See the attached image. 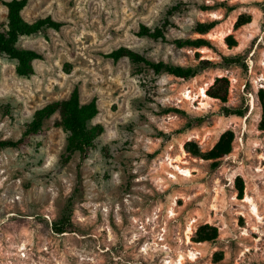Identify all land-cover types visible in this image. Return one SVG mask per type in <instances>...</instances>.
<instances>
[{"label":"rangeland","instance_id":"rangeland-1","mask_svg":"<svg viewBox=\"0 0 264 264\" xmlns=\"http://www.w3.org/2000/svg\"><path fill=\"white\" fill-rule=\"evenodd\" d=\"M2 1L10 0H0V28ZM240 15L250 22L235 27ZM21 16L62 26L19 37L18 49L41 56L30 75L0 54V140L16 143L0 150V264H264V0H27ZM197 24L215 26L199 35ZM141 26L164 39L139 36ZM195 38L239 64L184 81L106 57L125 47L152 63L219 62L206 48L173 43ZM220 77L229 82L226 103L206 93ZM74 88L80 104L96 99L90 125L103 128L84 160L65 152L57 114L23 134L37 110ZM225 132L233 135L231 152L217 165L193 155ZM205 226L216 237L196 242Z\"/></svg>","mask_w":264,"mask_h":264},{"label":"trees","instance_id":"trees-1","mask_svg":"<svg viewBox=\"0 0 264 264\" xmlns=\"http://www.w3.org/2000/svg\"><path fill=\"white\" fill-rule=\"evenodd\" d=\"M27 0H10L2 1V5L6 8V23L0 28V54L6 55L11 59L18 61L17 72L20 75L32 74V61L41 59V56L33 51L20 50L17 48V43L20 36H29L38 31L45 29L58 30L62 23L56 22L50 18L40 19L34 23L26 22L21 11L26 6ZM250 22L249 16L240 15L235 23V27L245 25ZM215 24H197L193 31L199 35H205L214 28ZM139 36H149L154 39H164L163 34L159 29L150 32L144 26L140 27ZM228 48L236 46V42L229 35L224 38ZM177 48H206L218 57L219 62L214 63L211 60H199L195 67H181L165 64L162 62L152 63L141 55L132 50L120 47L111 51L106 55L107 58L113 61H118L121 58H128L134 63H143L150 67L156 74L166 73L184 81L196 77L201 70H206L215 66L230 67L239 64L237 57L223 56L217 48L208 40L203 38L195 39H176L173 41ZM229 82L226 78H215L213 84L206 91L207 95L213 99L219 100L221 103L227 102ZM262 115L259 123V129L264 131V103H261ZM225 115L235 114L243 116L244 113L240 109L223 108ZM57 114L59 119L54 122V126L60 127L66 135L65 152L79 154V158L84 160L89 152L95 147L98 138L103 133V128L99 125H90V121L98 114L96 99L93 98L87 104H80L79 91L74 88L68 99L60 102H54L37 110L32 120L26 124L24 135L36 134L44 125V122L51 116ZM202 119H197L196 124H200ZM233 135L231 132H225L215 144V146L206 153L194 151L193 155L203 160L213 161L212 165H217V160L223 158L231 152V142ZM16 143L0 140V150L9 147H15ZM190 144H186L185 148ZM238 195L241 198L242 188L238 189ZM54 232L63 233L59 225H53ZM196 242L211 241L216 237V230L213 227H202L198 231Z\"/></svg>","mask_w":264,"mask_h":264},{"label":"bare ground","instance_id":"bare-ground-1","mask_svg":"<svg viewBox=\"0 0 264 264\" xmlns=\"http://www.w3.org/2000/svg\"><path fill=\"white\" fill-rule=\"evenodd\" d=\"M203 98H204V96L206 97V94H205V90L204 89H201L200 90V93H199ZM187 95V94H186ZM182 154L185 156V152H184V150L182 149ZM178 171H180V174L181 175H184V176H189V171L188 170H184V169H181L180 167H178V166H176L175 167ZM244 202L249 206V209H250V211H251V214L253 215V216H255L257 219H260L259 217H258V209H257V206H256V204L253 202V200L249 197V196H246L245 197V199H244ZM171 213V215H173V213L172 212H170ZM188 238V237H187ZM189 239V238H188ZM190 256L191 257H193L194 256V254H190ZM194 259V258H193ZM180 263L179 264H181V260L179 261Z\"/></svg>","mask_w":264,"mask_h":264}]
</instances>
